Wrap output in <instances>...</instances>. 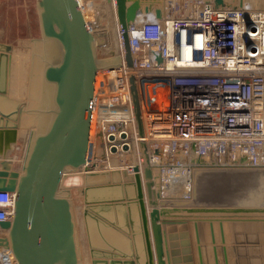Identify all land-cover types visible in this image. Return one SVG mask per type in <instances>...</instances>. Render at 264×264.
<instances>
[{"label":"water","instance_id":"obj_1","mask_svg":"<svg viewBox=\"0 0 264 264\" xmlns=\"http://www.w3.org/2000/svg\"><path fill=\"white\" fill-rule=\"evenodd\" d=\"M141 6L140 0H115L127 66L132 65L127 24L141 12L161 17L158 7ZM37 7L38 41L52 43L56 56L42 73L52 89L53 108L43 111L45 123L30 130L18 169L11 153L25 101L9 94L13 46L0 40V190L14 193L12 217L0 221L5 230L0 248L10 249L17 264H79L67 193L76 186L90 264H264V205L158 201L160 175L148 163L144 142L139 143L141 168L95 169V159L105 156L95 152L88 163L91 98L102 65L95 48L106 38L89 31L77 0H37ZM129 84L139 120L134 77ZM138 134L143 135L141 129ZM128 149L124 142L121 150ZM109 151L115 153L117 147L111 145Z\"/></svg>","mask_w":264,"mask_h":264},{"label":"built area","instance_id":"obj_2","mask_svg":"<svg viewBox=\"0 0 264 264\" xmlns=\"http://www.w3.org/2000/svg\"><path fill=\"white\" fill-rule=\"evenodd\" d=\"M245 8L206 0L196 11L160 18L141 12L127 24L132 65L120 84L129 88L133 75L136 84L166 88V109L154 111L149 124L159 139L149 134L145 142L154 173L264 168V12L251 16ZM111 123L101 126V149L111 154L115 145L124 153L127 136L109 139L117 130ZM13 202V192L0 190V221L11 219ZM4 256L17 264L10 249L0 248V264Z\"/></svg>","mask_w":264,"mask_h":264},{"label":"bare ground","instance_id":"obj_3","mask_svg":"<svg viewBox=\"0 0 264 264\" xmlns=\"http://www.w3.org/2000/svg\"><path fill=\"white\" fill-rule=\"evenodd\" d=\"M88 0H77L79 8L81 10L82 16L86 23L87 28L92 33L91 19L95 6L91 4L85 3ZM93 1V0H92ZM102 1V0H101ZM110 2L111 10L113 11L116 19V48L114 45L113 48L106 46L105 49V58L102 59L104 64L101 65L96 72L95 81H94V96H95V104L91 110L90 115V125H89V139H88V152L94 150V148H99L100 151L98 154H104L103 158H96L94 163V168L97 169L98 167L101 168H127L128 171H131V167L133 165H138L140 168L144 165V157L140 151V142H147L149 143V134H153L151 137H156L155 139H159L158 136L153 133V131H149V121L152 119V113L147 115L146 107L142 101L141 94H140V84H136L137 86V101H138V109H139V120L135 117V110L133 106V101L131 97V92L129 88H126V85L120 84L118 76L122 74L123 76H128L129 71L124 70L126 68V62L124 59V49L122 44V37L120 34L119 23L117 21L116 16V9H115V0H108ZM166 0H140V4L142 5L144 2H147L148 5L152 7H158L161 10V17H165L166 14L173 9L174 3L165 2ZM187 1V2H186ZM196 1L200 2L196 4ZM206 0H194L193 2L190 0H185L186 5H181L183 7H188V9L192 8L191 11H196L200 8V5ZM222 0L225 5H232L236 3H241L240 5H244L249 15H257L259 14L260 17H263L264 12V3L263 0ZM91 2V1H90ZM103 2V1H102ZM236 2V3H235ZM101 3V2H100ZM157 3V4H156ZM167 3V4H166ZM144 5V4H143ZM158 5V6H157ZM171 8L169 9V7ZM178 6V5H177ZM97 8V7H96ZM92 9V11L90 10ZM174 11V10H173ZM190 12V11H187ZM186 13V12H184ZM172 15H180V14H172ZM95 16V14H94ZM168 16V15H167ZM95 18V17H94ZM93 18V19H94ZM94 21V20H93ZM97 21V20H96ZM94 25H97L94 22ZM33 49L34 53L32 55L30 61V69L26 70L25 62L29 63V55L24 51L22 55L19 54L17 49L12 50L11 52V65H10V85H9V94L12 97L18 98L22 100V96H29L30 98V107L39 105L40 102L42 104L48 103L52 101V89L49 83L43 80V75L41 72V59L44 54H53L54 47L53 44L50 42H42V41H34L33 42ZM26 53V54H25ZM29 53V52H28ZM24 55V56H23ZM45 57V56H44ZM43 57V58H44ZM51 57V56H50ZM49 58V57H48ZM46 58V59H48ZM45 59V58H44ZM120 60V62H118ZM45 61V60H43ZM129 67V66H127ZM12 68V71H11ZM27 71H30L27 73ZM14 73V82L11 84V75ZM30 74V76H29ZM133 77V75H129V77ZM29 77L28 83L26 80ZM128 77V78H129ZM129 80V79H128ZM147 91L149 93L150 101L155 103L158 110L164 111L166 109V88L160 82H150L147 84ZM25 101V100H24ZM33 105H32V104ZM41 104V105H42ZM35 114V113H33ZM31 115V114H30ZM29 115V116H30ZM39 115V114H38ZM33 117V116H32ZM31 117V119H32ZM37 118V117H36ZM46 119V114H41V119L39 120L40 124H43V121ZM28 120V117H27ZM26 120V121H27ZM33 120V119H32ZM30 121V119H29ZM35 121V119H34ZM113 122L111 124H116L117 130H111L112 134H114V139H118L120 137L121 132H125L126 134V142L128 143L129 149L124 153L116 151L115 153L107 154V150L101 149L102 147V136H106V133L101 132L100 129L102 124ZM22 125V124H21ZM135 127V128H133ZM36 128V127H35ZM142 130L143 135L140 136L138 134V130ZM21 130L23 127L19 126L18 132L20 135ZM24 131V130H23ZM136 131V132H135ZM30 130L27 131V137L30 136ZM148 138V141L146 140ZM98 139L99 143L95 146L94 140ZM144 139V140H143ZM24 146L22 150V155L20 158H16V156L12 155V161L17 159L19 161V166L21 165V160L23 157V153L26 147L27 142L30 141L29 137L27 139L23 138ZM18 145V144H17ZM146 146V145H145ZM145 152L149 154V150L147 146L145 147ZM91 155V154H90ZM92 160V158H90ZM166 160V156L164 157ZM93 162L88 159V163ZM148 163L150 166H154L157 163L152 159L149 162L148 156ZM17 165H13L15 168H19ZM155 167V166H154ZM152 168V167H151ZM82 169V168H81ZM248 170V169H247ZM262 170L257 174L259 176L256 181L260 186L264 185V168H257L252 169V171ZM175 171V170H174ZM229 171V170H223ZM241 171V170H240ZM236 172V171H235ZM244 172V171H243ZM263 172V173H262ZM204 173V170H199L194 173H189L185 170L180 171L179 173H165L161 175L162 179L164 180L162 186H160L161 190L164 192L162 194V200L165 204L171 203H178V202H187L186 200H182L183 196H191V183L193 181V177H197V175H201ZM225 173H234L232 172H224L219 174ZM236 175V173H234ZM196 175V176H195ZM161 179V182H162ZM253 184V183H252ZM250 185V184H247ZM254 185V184H253ZM258 185V186H259ZM250 188V187H249ZM264 187H262L263 189ZM69 194V193H68ZM250 196L245 194L244 200L253 201V200H264V195L261 197H257L259 195L251 193L249 190L248 193ZM254 195V196H251ZM261 195V194H260ZM244 196V194H243ZM243 199V198H241ZM240 199V200H241ZM251 199V200H250ZM178 200V201H177ZM236 205V204H235ZM75 206V205H74ZM82 203L78 205V207L73 208V216L75 220V228H76V237H77V245H78V252H79V261L81 259V264H90V257L88 246L86 243V236H85V227L82 217ZM5 232V230H0V232ZM86 243V244H85ZM9 259L6 261V264H12L11 256H8ZM14 258V257H13Z\"/></svg>","mask_w":264,"mask_h":264},{"label":"rangeland","instance_id":"obj_4","mask_svg":"<svg viewBox=\"0 0 264 264\" xmlns=\"http://www.w3.org/2000/svg\"><path fill=\"white\" fill-rule=\"evenodd\" d=\"M102 1L101 0H93V1L88 0V1H85V3H87L88 5L93 4L92 6H95V9H96L94 11L95 16L93 14V17L91 19L92 20L91 24L93 25L92 33H95V34L102 33L105 35V38H106L105 44L95 48V55H96L97 60L99 61L100 64L104 65L106 63H103L102 59L105 58V56L107 55L105 54V52L107 51L106 46L110 45L109 47L110 49V48H113L112 46L114 45V47L116 48V44H115L116 43V33H115L116 19L113 13L114 10L113 11L111 10L112 8L110 6V2L108 0H102ZM157 1L159 2V0ZM191 1L193 2L194 0H191ZM165 2H167V0ZM169 2L174 3L173 4L174 6H173V9L167 13L168 15L183 14L184 12H187L190 9H192V8L188 9V7H183L184 5L187 4L185 3V0H168V3ZM232 2L233 1L231 0V3ZM263 3H264V0H263ZM181 5H183L182 8H181ZM170 8L171 6L169 7V9ZM90 10L92 11V9ZM94 22H96L97 25H94ZM41 39H42V35H41L40 24H39V9L37 7V0H0V40L3 42L11 43L13 46L12 50L17 49L19 51V54L21 55H22L21 52H23L24 54V51L25 52L27 51L26 53L30 54L29 63L25 62L26 70L30 69L31 67L30 61L34 53L33 42L41 40ZM52 56H53L52 54H49V55L44 54L42 56V59H41L42 67H41L40 73H43V69L45 65L47 64V62L52 61L54 57L56 58V56L54 57ZM118 62H120V60ZM11 71H12V68H11ZM29 72L30 71H27V73ZM28 81H29V77L26 80V83H28ZM13 82H14V73H12L11 75V84ZM150 82H155V81L142 82L139 87L142 101L147 109L146 110L147 115L159 109L155 103L150 101L149 93L147 91V84ZM22 100H25V106L23 108V112L20 118V126L21 128L23 127L24 131L21 130L22 132L18 136L15 149L12 153V155L16 156L17 159L20 158L22 155V150L24 146L23 138L27 139L29 137V136L27 137V131L31 129L36 131L43 111H46L49 113V110L53 108L52 101H49L48 103L46 102L45 104H42V102H40L39 105H36L35 107L34 106L30 107V98L28 95L22 96ZM47 115L48 114H46V119H47ZM27 117H28V120H27ZM31 117L33 120L31 119ZM46 119L44 120L46 121ZM45 121H43V123H45ZM150 121H149V124H150ZM94 141H96V145H97V142H99L98 139H95ZM97 150L94 148V150H91L88 152V159L90 161H93V159L92 160L90 159L92 158L93 153L99 152V150L98 152ZM16 163L18 167L19 161L15 159V164ZM106 169H110V168H106ZM223 170H229V171H223ZM232 171H234L236 175L234 173L219 174L221 172L224 173V172H232ZM258 171L261 172L262 170H257V171L256 170L252 171V169H248V170L247 169H220V170L207 169V170H204L203 174L197 175V177H193V181L191 183V188H192L191 189V199L188 201V203L196 204V205L197 204H201V205H235L236 204V205L262 206L264 205V200H253V201L244 200L246 193L248 197L250 196L248 194L249 190L251 193L255 192V194L259 195L257 197H260V196L262 197L264 195V188L262 189L264 185L260 186L257 183L256 181L257 175L254 174L255 172L258 174L259 173ZM257 178H259V176ZM161 179L162 177L160 175V186H162L161 183L164 182L163 179L161 182ZM247 184H250V185H247ZM69 190H70L69 197L71 199L73 208L75 209V207H78V205H81L82 203L80 188L75 186V187H71ZM161 192H164V191L161 190ZM251 196H254V195H251ZM3 258L6 264V261L9 259V257L4 256ZM79 264H81V259L79 261Z\"/></svg>","mask_w":264,"mask_h":264},{"label":"crops","instance_id":"obj_5","mask_svg":"<svg viewBox=\"0 0 264 264\" xmlns=\"http://www.w3.org/2000/svg\"><path fill=\"white\" fill-rule=\"evenodd\" d=\"M143 4H147V2H144ZM143 4H142V6L141 7H143ZM17 143V142H16ZM15 146H16V144L14 145V149H15ZM14 149H13V151H14ZM13 151H12V153H13ZM12 153H11V155H12ZM17 160V159H16ZM15 161V160H14ZM14 165H17V163L15 164V162L13 163ZM69 191L70 190H68V192L67 193H69ZM66 192V191H65ZM69 195H70V193H69ZM158 201H160L159 199H158ZM0 233H4V232H0Z\"/></svg>","mask_w":264,"mask_h":264}]
</instances>
